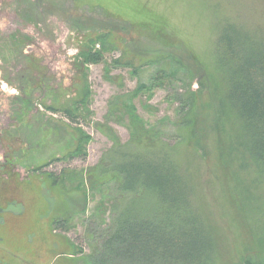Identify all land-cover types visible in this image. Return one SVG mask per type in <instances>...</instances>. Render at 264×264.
I'll return each instance as SVG.
<instances>
[{
  "label": "rangeland",
  "instance_id": "1",
  "mask_svg": "<svg viewBox=\"0 0 264 264\" xmlns=\"http://www.w3.org/2000/svg\"><path fill=\"white\" fill-rule=\"evenodd\" d=\"M227 20L264 36V0H0V264H94L134 198L119 191L112 148L175 126L187 139L168 144L225 236L217 264H240L249 233L231 227L230 179L216 161L220 139L240 130L213 53ZM158 71L174 76L169 88ZM182 74L187 133L171 100Z\"/></svg>",
  "mask_w": 264,
  "mask_h": 264
},
{
  "label": "trees",
  "instance_id": "2",
  "mask_svg": "<svg viewBox=\"0 0 264 264\" xmlns=\"http://www.w3.org/2000/svg\"><path fill=\"white\" fill-rule=\"evenodd\" d=\"M105 51L88 53L85 63L101 62ZM213 53L224 76L226 106L240 122L239 133L220 139L216 157L230 179L226 184L234 215L228 220L238 238H243L245 230L249 233L241 243L245 257L240 264H264V209L255 207V202L264 201V195L258 193L259 188L264 192V36L227 20L216 28ZM183 74L175 79L185 84L188 79ZM158 75L169 88L174 76L165 71ZM182 83L184 93L171 100L181 108L179 128L183 126L187 133L194 128L189 116L193 92L189 83L185 89ZM63 113L70 122L77 120L69 110ZM178 130L175 126L146 138L133 135L132 146L116 144L112 148L119 191L134 198L130 212L103 242L94 264H217L228 256L224 234L200 206L190 172L179 164L175 147L168 144L171 137L187 139ZM250 168L258 181H246Z\"/></svg>",
  "mask_w": 264,
  "mask_h": 264
}]
</instances>
